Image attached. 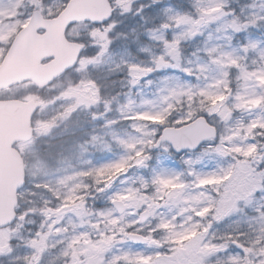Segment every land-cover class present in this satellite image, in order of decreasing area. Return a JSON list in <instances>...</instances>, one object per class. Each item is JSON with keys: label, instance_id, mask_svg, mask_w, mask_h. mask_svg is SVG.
I'll list each match as a JSON object with an SVG mask.
<instances>
[{"label": "rangeland", "instance_id": "rangeland-1", "mask_svg": "<svg viewBox=\"0 0 264 264\" xmlns=\"http://www.w3.org/2000/svg\"><path fill=\"white\" fill-rule=\"evenodd\" d=\"M141 1V0H140ZM147 1V0H146ZM141 1L142 4L148 5L144 11L143 19L141 15L135 18H128L120 25L118 29L122 32L114 41H110V49L101 57L99 63L93 64L91 67L82 64L78 69V81L83 76L79 89V94L71 91L76 88V82L71 84L70 89L60 96L56 104L46 100L41 107V114L47 113L49 123L43 128L39 135H45L58 122H63V132L60 134L62 139L53 140L52 147L48 152L37 150L34 145L36 139L30 140L28 143L21 144L20 150L27 158V175L55 177L52 180L54 190L65 191V187L58 181L62 176L70 175L77 170L91 169L99 167L103 164L118 161L122 156L128 155L126 150L117 142V138L127 139L129 134L141 135L133 131L131 127L132 121H125L121 116V108L127 105L129 100L132 101V108L136 113H144L146 111L158 112L162 108L167 107L163 102V96H170V89H175L178 93H187L191 88L193 100L189 101L187 95H180L179 98H172L174 104L173 112L183 113L178 119L189 110L192 109L205 114L209 118H213V123L218 127V134L232 135L237 145H243L247 141L244 139L245 133L239 129V124L243 122L248 124L256 121L257 126L262 118H264V1L256 0H148ZM122 7L127 6L128 0ZM203 10V11H200ZM190 15L198 19L205 17V21L195 27L187 23H179L177 20H169V17ZM169 22L172 27L167 32V38L171 40L173 35H183L195 32V35L187 34L181 41V57L180 64L183 68L191 71H182L177 68L169 67L167 69L156 71L146 77H142L136 84L130 83L132 77L126 69L125 63L137 65H151L154 56H158L163 51L162 42L153 38L163 34L160 25L163 22ZM71 34L80 38L86 37L87 29L75 27ZM97 37L94 41H89L90 47L96 43H105L106 35L103 41ZM96 53H92L95 57ZM88 57H85L87 59ZM168 59H171L170 57ZM236 60V64L232 63ZM175 63V61H172ZM203 69V71H201ZM102 79L104 82V93H109L110 83L114 85V97L110 101L114 103L110 111L105 108L96 112L94 116H89L87 109L98 104L85 103L86 99L91 95L92 86L88 82L87 77ZM165 77H169L167 81ZM111 78H114L111 80ZM111 80V81H110ZM152 83L149 84L148 81ZM64 86V84H63ZM65 89V87L63 88ZM67 89V87H66ZM110 89V90H109ZM164 89V91H162ZM206 90L215 96H224L225 100H216L215 105H223L232 107L235 103H242L243 108L233 109L231 118L223 121L216 113L209 115L208 108L214 106V101L208 96H201L199 93ZM63 102V103H61ZM151 102V103H146ZM59 105V106H57ZM81 109L78 116L69 120V116ZM118 123L108 125L106 117ZM99 120L100 123L94 127H89L87 139H83L86 135L84 125L90 120ZM152 124H158V121H151ZM138 126H142L138 123ZM144 131L151 133V128H145ZM239 132V135L236 134ZM115 134V135H113ZM92 136H96L95 141ZM226 148L231 147L230 143H226ZM197 152L202 151L197 149ZM148 154L151 159L147 161V167L135 165L124 171L117 172L115 170L105 173L99 177V183L96 177H84L85 183L90 187L80 195H84L87 201V208L94 213L102 209L114 208L109 199L117 192L127 195V189H135L140 187V178L150 180L154 172L163 169L175 170L177 172H187V166L184 159L192 156L191 152L171 153L166 152L164 147L150 149ZM242 155V154H241ZM245 160L248 157H243ZM220 157L212 155L205 157L204 160L195 165L199 172H213L217 167V161ZM259 163L258 158L253 167ZM264 167V165H261ZM251 177L244 171L240 177L242 186L251 181ZM192 180L191 176H186V182ZM217 187L224 183L223 177H217ZM208 187H212L209 185ZM103 189V191H98ZM24 195H29L24 193ZM33 197L35 200H48L50 193L47 191L37 192ZM264 195L257 193V196ZM163 204V200L160 201ZM264 203V201H258ZM146 207V205H145ZM240 211L231 219V222L224 228V232H230L239 228L243 231L251 230L255 235L259 229V225L254 229H250V221L256 213L252 206H245L243 202L240 204ZM137 209L134 206H127V209L120 213L114 212V218L124 217L126 222L129 219H136L134 214ZM156 216L150 218L152 224L159 222L161 214L171 219L177 217L176 223L188 228L189 224H184L183 218L179 215V209L176 207H159L156 210ZM97 220L86 217L83 221L74 217L71 213L67 214V236L50 235L49 239H53L55 243L62 241L64 238L71 237L75 234L85 231L92 232V238L97 239L95 231H92V225ZM105 221L100 220V228H105ZM116 226H107L108 235H113L112 228ZM180 227L176 231H180ZM132 231V229H129ZM203 231V229H199ZM212 231V229H211ZM147 229L142 234H146ZM18 231L0 230V247L5 243L11 242L16 238L19 244L12 243L18 252V258L23 261V255L29 256L31 248L28 246L30 239L28 234H17ZM162 234H157L159 239ZM217 239L219 240L218 235ZM118 240L123 242L116 243L113 252L122 255L129 253L127 264H151L144 258H137L133 254L140 251L151 252L142 243H133L129 239L124 240L118 236ZM193 239H195L193 237ZM25 242V244H23ZM188 241H181L176 247H181ZM23 244V245H22ZM54 243L51 240L46 242V248L51 247ZM61 248L41 254L38 264H62L64 257L61 255ZM25 251L26 254H22ZM232 254H236L240 249L235 246L231 250ZM223 255V254H221ZM215 264L216 257L212 258ZM24 262V261H23ZM121 264H124L122 261Z\"/></svg>", "mask_w": 264, "mask_h": 264}, {"label": "snow or ice", "instance_id": "snow-or-ice-1", "mask_svg": "<svg viewBox=\"0 0 264 264\" xmlns=\"http://www.w3.org/2000/svg\"><path fill=\"white\" fill-rule=\"evenodd\" d=\"M67 8L72 7L73 0H63ZM128 11V7H123ZM203 11V10H200ZM45 15H48L46 12ZM55 19V15L51 17ZM204 19H199L190 15L169 17V20H177L179 23L191 24L194 27L200 25ZM88 24V35L83 38H77L78 43L85 45L81 49L77 62L72 65L67 72L76 71L82 64L92 66L99 63L101 57L110 49L109 42L96 43L91 47L89 41H94L98 33L94 31L100 27V21H85ZM104 24L108 21L104 20ZM71 27V25H70ZM172 27L169 22H163L160 29L163 34L153 36L154 39L162 42L163 51L153 57L152 64L137 65L125 63L126 69L132 77L130 83L136 84L142 77H146L156 71L167 69L169 67L177 68L191 74L187 68L180 64L181 41L185 35H195V32L183 35H173L169 40L167 32ZM4 37L0 36V40ZM105 38L100 37L103 41ZM0 47H6L11 52L13 45L0 44ZM92 53H96L95 57ZM85 57H88L85 59ZM171 59H168V58ZM175 61V63H172ZM236 64V60H232ZM203 71V69L201 70ZM84 77L76 82V88L71 91L76 92ZM169 77H165L167 81ZM92 86L91 95L85 103L95 104L97 101L104 103L105 108L110 111L109 101L103 98V86L91 76L87 77ZM152 83L151 80L148 81ZM164 91V89H162ZM170 96H163L162 100L167 107L158 112L146 111L136 113L132 108V101L122 106L121 116L125 121H132L131 127L134 132L141 135L129 134L127 139L117 138V142L123 147L128 155L122 156L118 161L109 162L99 167L91 169L77 170L70 175L59 178V183L65 187V191L55 190L52 197V205L44 211L45 216L51 217L49 225L44 232L37 233L36 238H30L28 246L34 251L23 257L24 264H38L41 254L45 251L46 242L50 235H61L68 230L63 227L64 218L68 213L83 221L86 217L98 216L97 223L92 225L97 239L92 238V232L85 231L68 237L65 241H58L65 246L61 249V255L64 257V264H124L128 262L129 253L119 255L113 252L116 243L123 242L117 237L121 236L124 240L130 239L144 244L151 252L140 251L133 255L137 258H144L151 264H213L212 258L216 257L215 264H264V195L257 196V193L264 194V118L259 122L253 121L248 124L241 122L239 129L245 133L244 139L247 141L243 145H237L232 135L218 134L213 122L192 109L182 116L181 119L170 120L174 104L172 98H179L180 95H187L188 100H193L191 88L187 93H178L175 89H170ZM199 95L208 96L214 101V106L208 108V113H216L223 121L231 118L233 109L243 108L242 103H235L232 107L223 105L216 106V100H225L224 96H213L212 93L202 90ZM151 103V102H146ZM108 125L118 123L105 117ZM151 121H158V124H152ZM138 123L142 126H138ZM145 128H151L152 132L144 131ZM239 135V132H236ZM115 135V134H113ZM96 136H92L95 141ZM226 143L231 147L226 148ZM163 146L166 152H191L192 156L184 159L187 166V172H177L175 170L163 169L154 172L150 180L140 178V187L127 189V195L117 192L109 199L115 206L110 209H102L93 212L87 208L86 197L80 195L90 186L85 183L84 177H96L99 183V177L113 170L120 172L135 165L147 167V161L151 159L148 154L150 149ZM202 151L197 152V149ZM242 154V155H241ZM218 156L220 158L232 157V161L225 167H218L213 172H199L195 165L201 163L205 157ZM243 157H248L245 160ZM258 158L259 163L253 167V161ZM246 171L251 181L241 186L240 177ZM186 176H191L192 180L186 182ZM217 177H223L224 183L217 187L219 183ZM211 185L212 187H208ZM103 191V189H98ZM163 200V204L160 201ZM252 206L255 216L251 218L250 229H259L253 235L251 230L243 231L239 228L226 232L225 235L217 236L212 233V225L204 224L202 221L209 216L215 221H228L239 212L240 204ZM146 205V207H145ZM125 206H134L137 212L134 214L136 219H129L126 222L124 217L114 218V212L119 210L123 212ZM159 207H176L179 209V215L183 218L184 224H189L188 228L176 223L177 217L171 219L161 214L159 222L152 224L150 218L156 216V210ZM105 221L107 226H116L112 228L113 235H108L106 228H100L99 221ZM180 231H176L177 227ZM50 229V231H49ZM132 229V231H129ZM147 229L146 234H142ZM203 229V231H199ZM157 234H162L157 238ZM193 237L195 239H193ZM188 241L181 247H176L181 241ZM240 249L238 254H232V249ZM13 250L9 241L3 247H0V255L7 254ZM223 254V255H221Z\"/></svg>", "mask_w": 264, "mask_h": 264}, {"label": "flooded vegetation", "instance_id": "flooded-vegetation-1", "mask_svg": "<svg viewBox=\"0 0 264 264\" xmlns=\"http://www.w3.org/2000/svg\"><path fill=\"white\" fill-rule=\"evenodd\" d=\"M109 1L111 4V0ZM124 4L125 3L123 2V0H119L120 7H122ZM45 5L49 6L50 11L59 9L58 11H55L54 14L55 18L63 14V12L67 9V7L64 5L63 0H0V36L4 37L3 40H0V44L6 45L11 43L12 45H14L19 34L23 32L24 29L29 30L27 34L24 33L22 38L19 41H17V49L15 53L13 52L9 53V50L6 47H0V66L1 65L3 66L5 64L2 72H3V76H6V79H9L11 77H18L20 75V69H21L20 64L24 60L23 46L33 45L35 39H37L39 36H41L48 30L46 25L47 24L49 25L50 21L54 20L51 18L53 15L44 14ZM75 27H82L83 30H86L88 29V24H86L85 21H80L72 24L71 27L69 26L65 30L66 38L68 37L70 40H76V41L77 38H80L78 36H73L71 34L72 29H74ZM94 31L98 33L97 37H99L100 35L103 36V34L98 30L95 29ZM117 32L120 33L122 31L121 29H117ZM88 46L90 47L89 44ZM43 52H44V56H41L40 58H39V53L36 54V60L34 59V56L32 57L33 65L31 71L35 75V78L37 77L38 79L29 78L24 81L16 80L14 82H7L6 80L5 83L0 84V101L34 102L37 104V108L31 114L30 127L33 131V135L30 140L34 138L36 139L37 135L40 134L41 130L47 127V124L49 123V116L47 115V113L41 114V107L43 106L44 102H46V100L51 99L53 97L55 92L47 90V85H49L50 82L56 83L57 89H63L64 87L65 88L67 87V90H69L71 84H73L75 81H78L79 79L77 77L78 76L77 70L72 72H67L65 70L62 74L51 80L48 77H46L45 79L44 78L45 76L41 75V72L44 74V70H42V68L47 64L51 63L55 59V56L50 51L46 52L43 50ZM28 60H30V57H28ZM113 79L114 78H111V80ZM57 81L59 82L57 83ZM101 81L104 82L102 79ZM108 87L111 88V90L109 89L110 90L109 93H104V99L109 101L111 107L113 108L114 103L113 101L111 102L110 99L113 100L114 97V85L110 83ZM98 104H102V109H103L104 103L98 101ZM37 116L39 117L38 119ZM30 140L16 142L14 146L19 148L20 144L28 143L30 142ZM22 157L27 165V158L23 153H22ZM20 195H21V190H19L18 198ZM35 197L38 198L36 194ZM35 201L42 206L47 200L37 199ZM51 205L52 203H48L47 208H50ZM63 227L67 229V216H65L64 218ZM4 229L5 228L0 227V230H4ZM5 230L13 231V229L11 228H7ZM18 233L28 234L27 232H24V230L22 229L18 230ZM65 236H67V232L64 233V237ZM49 240H51L54 243V245H52L51 247H47L45 252H48L49 249L54 251L56 249L61 248V246H65L63 243H58V242L55 243L53 239H49ZM66 240L67 237L64 238L62 241L66 242ZM11 242L19 244V241L16 238L12 239ZM23 244H25V242H23ZM33 251L34 250L31 248V253ZM26 252L27 251H25L22 254H26ZM23 257L25 256L23 255ZM41 261L44 260L43 259L39 260V262ZM62 264H64L63 260H62Z\"/></svg>", "mask_w": 264, "mask_h": 264}, {"label": "water", "instance_id": "water-1", "mask_svg": "<svg viewBox=\"0 0 264 264\" xmlns=\"http://www.w3.org/2000/svg\"><path fill=\"white\" fill-rule=\"evenodd\" d=\"M111 12L108 0H73L72 7L67 8V15L57 20L56 36L50 40L49 45L52 49L56 47V52L59 53L56 61L47 67V72L52 75L58 74L72 66L84 47L82 43L64 39L63 30L66 24L84 19L102 21ZM203 22L204 19L201 24ZM31 64L23 63L24 72L20 79L32 76L31 73H27ZM4 80L0 73V83ZM35 108L36 105L33 103L0 102V226L7 224L15 216L17 191L25 184L24 162L19 151L13 147V143L31 136L30 117ZM125 210L126 206L123 212Z\"/></svg>", "mask_w": 264, "mask_h": 264}, {"label": "clouds", "instance_id": "clouds-1", "mask_svg": "<svg viewBox=\"0 0 264 264\" xmlns=\"http://www.w3.org/2000/svg\"><path fill=\"white\" fill-rule=\"evenodd\" d=\"M110 7L112 8V12L104 18L108 23L104 24L103 21H100V27L96 30L101 32L102 34L107 36L109 41H114L119 33L117 29L121 24L124 23L128 18H135L137 15H141L143 19L144 11L148 7L146 4H142L140 0H128V11H125L123 7H120L119 0H111ZM59 9H55L54 11H50L48 5L44 6V12L49 15H54L55 11ZM115 34V35H114ZM94 79L103 86V98H104V83L100 79ZM59 81H57L58 83ZM47 90L54 91L55 94L51 98L50 102L56 104L59 101L60 96L67 91V89H57L56 83H49L47 85ZM63 103V102H61ZM59 106V105H57ZM82 110L77 109L74 111L71 116H69V120L75 118L80 114ZM102 111V104H96L87 109V113L89 116H94L96 112ZM183 113L173 112L169 117L170 120L178 119ZM39 117L37 116V119ZM210 122H213V118H209ZM100 123L99 120H90L87 121L84 125V132L86 135L83 139H87V132L89 127H94ZM63 132V122H58L56 126L51 128L49 132L45 135H37L36 143L34 147L42 152H48V150L52 147L53 140L62 139L60 134ZM232 161V157L228 158H220L217 161V167H227L229 163ZM255 163V161H253ZM55 177H44V176H29L26 173L25 184L21 186V195L18 198L17 208L15 209L16 215L13 217L8 224L2 226L3 228H11L13 231L24 230L27 232L30 238H36L37 233L44 232L45 228L49 225V221L51 217L45 216L44 211L48 207V203H52V197L54 195V185L52 184V180ZM47 191L50 193L48 196V200L41 206L38 204L33 198L37 192ZM24 193H28L29 195H24ZM87 203V201H86ZM90 219L98 220V216H91ZM204 224L212 225V233L218 236L225 235L224 228L231 222L228 221H215L211 216L204 218L202 221ZM30 226V227H28ZM107 228V225H105ZM50 231V229H49ZM93 231V228H92ZM238 254V253H237ZM0 264H24L23 261H20L18 258V252L16 251L15 246H13V250L7 254L0 255Z\"/></svg>", "mask_w": 264, "mask_h": 264}]
</instances>
